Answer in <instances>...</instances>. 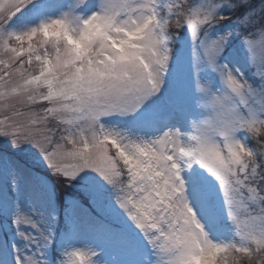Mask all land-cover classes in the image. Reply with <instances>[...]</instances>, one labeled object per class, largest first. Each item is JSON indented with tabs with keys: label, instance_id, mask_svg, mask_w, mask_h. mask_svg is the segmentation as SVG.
<instances>
[{
	"label": "snow or ice",
	"instance_id": "1",
	"mask_svg": "<svg viewBox=\"0 0 264 264\" xmlns=\"http://www.w3.org/2000/svg\"><path fill=\"white\" fill-rule=\"evenodd\" d=\"M0 264H264V0H0Z\"/></svg>",
	"mask_w": 264,
	"mask_h": 264
}]
</instances>
